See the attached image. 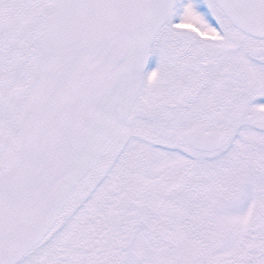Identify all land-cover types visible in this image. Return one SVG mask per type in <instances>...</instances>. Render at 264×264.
I'll list each match as a JSON object with an SVG mask.
<instances>
[{"label": "snow or ice", "instance_id": "obj_1", "mask_svg": "<svg viewBox=\"0 0 264 264\" xmlns=\"http://www.w3.org/2000/svg\"><path fill=\"white\" fill-rule=\"evenodd\" d=\"M0 264H264V0H0Z\"/></svg>", "mask_w": 264, "mask_h": 264}]
</instances>
